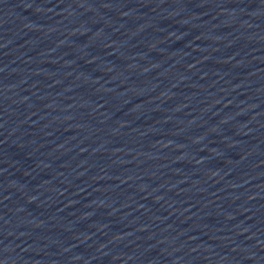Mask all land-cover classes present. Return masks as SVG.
<instances>
[{
	"label": "water",
	"instance_id": "1",
	"mask_svg": "<svg viewBox=\"0 0 264 264\" xmlns=\"http://www.w3.org/2000/svg\"><path fill=\"white\" fill-rule=\"evenodd\" d=\"M0 264H264V0H0Z\"/></svg>",
	"mask_w": 264,
	"mask_h": 264
}]
</instances>
